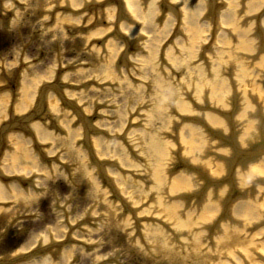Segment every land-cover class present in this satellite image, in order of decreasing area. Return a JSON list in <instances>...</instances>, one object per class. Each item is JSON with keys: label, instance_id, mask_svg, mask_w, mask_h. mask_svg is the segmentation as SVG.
I'll return each mask as SVG.
<instances>
[{"label": "rangeland", "instance_id": "1", "mask_svg": "<svg viewBox=\"0 0 264 264\" xmlns=\"http://www.w3.org/2000/svg\"><path fill=\"white\" fill-rule=\"evenodd\" d=\"M199 1L202 0L189 1L187 13L181 6L177 7L178 14L169 10L161 11V6H158L160 0L157 1L160 10L153 20L154 26L163 28L168 20H173V25L171 31L163 34L162 38L159 34L156 42H153L150 33L145 32L124 41L120 37L123 33L118 32V29L116 32V26L99 37L85 39L88 32L104 25L103 18L98 16L101 9L88 12L81 7L79 15L81 13L85 17L77 26L53 25L54 16L64 15L59 8L65 7L64 3L57 5L53 2L47 4V0H20L5 11H0V79L5 86L2 92L9 96L4 111L6 117L0 121V128L10 120L9 108L20 97L23 78L35 84L37 77L47 75L51 70L57 72L63 69L65 73L58 79V83L63 86L62 97L76 106L75 110L65 106L55 93L56 88L50 87L44 93L40 91L44 83L55 84V76L38 84L33 102L25 114L36 113L40 121L37 122L51 133L52 140L43 144L42 150L52 149L51 156L57 158L59 164L52 166V172L47 170L48 177L44 176L34 189L33 197L19 204L10 202L9 206L2 207L8 209V215L0 221V233L7 229L20 230L21 233L9 236L7 240L0 238V257L16 256L13 253L34 234L55 226L65 227L69 221L64 218V213H68V216L81 214V219H85L94 210L97 212L94 218H99V222L92 223L98 228L81 227L86 232L96 230L94 233L87 232L88 241L99 248L91 252L83 249L74 251L68 260L69 264H96L103 257L115 264H232L215 239L221 234L224 224L242 228L238 221L225 220L226 216L222 213L223 203L230 196V187L233 185L225 178L228 166L241 173L242 177L247 172V163H254L255 158L264 162V107L257 95L251 92L253 87L264 90V62L259 65V61L264 60V8L256 14L245 16L243 3L247 0H237L238 5L233 9L234 22L228 25L218 19L213 24L211 8H206L197 17L196 26L200 32L191 38L190 32H187V14ZM139 2L142 8L145 7L144 0ZM228 2L216 0V3L222 4L219 13L232 9ZM88 16L91 18L85 22ZM118 21L128 24L124 18ZM131 25L138 28L136 24ZM240 36L252 42V52L237 49ZM151 41L154 47L150 45ZM110 42L115 45L116 53L112 51ZM70 66H75V70L67 72ZM15 70H18L17 78ZM240 73L243 75L242 81L238 77ZM6 74H9V79H15L14 87L11 88ZM66 75L67 79L64 80ZM219 85L223 86L224 98L223 103L216 104L213 95ZM66 92L72 93V96L68 98ZM49 94L57 101L52 110L48 106ZM182 103H186L193 112L180 114L179 105ZM246 104L250 107L244 111ZM222 105L225 108H221ZM215 110L232 112V116L226 119ZM204 112H210L225 122V129H217L221 137H213L202 123L182 119L185 116L200 118ZM241 113L243 115L239 117ZM186 125L198 127L207 141L199 155L200 160H209L211 165L221 163L225 171L215 179L220 182L215 185L201 179L197 172L179 170L178 173L192 175L198 185L188 192L170 195L166 186L176 174L172 175L169 171L175 165H180L179 162H189L181 155L183 145L180 138L184 137ZM74 130L80 136L70 135L64 145L61 139ZM19 134L23 139H31L23 133ZM230 138L234 139V145ZM240 138L244 142L243 146L239 142ZM94 139H98L97 147L93 144ZM85 141L87 145H84ZM167 143L171 148H167L164 157L158 159L154 155L153 145L159 144L165 149ZM29 147L35 154L32 142ZM221 150L227 152L220 153ZM2 151L0 160L5 152H12L10 146L2 148ZM78 151L82 157L76 155ZM237 152L242 154H238L234 160L233 155ZM89 154L95 157L97 164L90 160ZM79 166L91 170L92 178L98 182L99 199L94 196L95 184L79 179ZM156 174H160L163 179L159 189L153 188ZM103 176L111 180L121 200L102 182ZM116 179L122 181L118 186ZM232 180L237 187L239 176H233ZM256 180H247L243 189L250 199L254 196L260 199L264 194V185L256 183ZM257 187L261 188L260 192ZM122 190L130 194V201H125L127 198L123 197ZM234 192L236 190L231 192V197L236 196ZM158 200L164 205L178 202L181 207L177 214L182 220L184 215H188L195 221L201 207L207 205H214L219 211L208 224L196 221L188 230L174 231L171 223L162 221L160 224L162 216L154 217L160 214ZM238 201L235 197L231 205ZM132 202L138 203L133 207ZM102 204H106L111 213L100 207ZM125 206L132 211L125 210ZM147 209L148 214L137 216L138 212ZM122 217L128 218L130 225L116 229L115 223ZM145 218L156 221L146 222L143 220ZM136 221L138 227L135 226ZM141 225H156L163 231L164 239L173 249L169 257L148 254L152 248L145 245L139 233ZM263 226L262 217L243 232L248 236ZM263 240L264 234L256 242ZM55 241L58 239L51 242ZM51 242L48 241L45 246ZM33 248L39 249L41 246L35 244ZM249 254L262 262L252 250H249ZM205 255L210 256V259L202 260ZM96 256L100 257L96 260ZM20 263L22 261L14 264Z\"/></svg>", "mask_w": 264, "mask_h": 264}, {"label": "bare ground", "instance_id": "2", "mask_svg": "<svg viewBox=\"0 0 264 264\" xmlns=\"http://www.w3.org/2000/svg\"><path fill=\"white\" fill-rule=\"evenodd\" d=\"M20 0H0V11L8 9L12 6V3H18ZM99 1L102 0H47V4L50 2H53L57 5L66 4L65 7L60 6L59 8L62 10L64 15L62 16H54V23L53 25H60V26H66V25H73L77 26L80 25L81 22L84 21V14L79 15L78 10L83 7V10L90 11L94 8L96 4H98ZM116 4L115 7L112 6H105L104 9H101L102 11L99 12L100 15L103 18L102 27H96L95 29L91 30L90 32L85 35V39H92L99 37L103 34H106L109 32L111 27L116 28V32L118 29V32L123 33L122 37L126 40L132 39L136 35L142 34V32L150 33L152 35L153 42L158 41V35H161V38L163 34H168L171 31V27L173 25V20H168L164 27L166 28H157L153 24V20L156 18L158 14V8H157V1L159 0H148L146 1L145 7H141V3L139 0H115ZM189 1L191 0H160V3L158 6H161V11L165 10V5L168 4V6L171 8V10L175 9V6L182 7V10H186L184 13H187L189 9ZM229 7L232 9L223 10V12L219 13V15L222 16L221 19H218L222 24L228 25L232 24L234 22V8L237 7L238 4L237 0H227ZM180 4V5H179ZM43 5V4H42ZM212 5V0H202L193 5V10L187 14V32H190V36L195 37L200 32V29L198 26H196L197 17L201 15V13L207 8ZM93 7V8H92ZM262 8H264V0H247L243 3V15L249 16L258 13ZM94 10H98V8H94ZM120 16H123V18H126L125 21L128 24L125 23H118ZM90 16H88L85 22H88L90 20ZM115 20V22H114ZM134 20V21H133ZM139 23H137V22ZM97 23V21L95 22ZM168 23V24H167ZM131 24H136L138 28L132 26ZM219 24V22H218ZM164 29L166 30L163 31ZM162 33V34H161ZM243 33H246L243 31ZM240 41L238 43L237 49L241 52H252L253 48L251 46V41L247 39L244 36H240ZM124 40V41H125ZM153 42H150V45H153ZM128 44V42H126ZM110 46L113 47L112 51L116 53L115 45L110 42ZM154 47V45H153ZM264 62L263 59L259 61V65H262ZM258 68V65L256 66ZM75 70V69H74ZM63 73V72H62ZM59 74V71H58ZM56 71H49L47 75H42L40 77H37V82L34 84H30L27 82L26 78H23L21 81L22 87H21V94L19 99L13 104L12 106V118H15L20 116L24 117L26 111L30 108L33 98L35 96L37 86L42 80H51L54 76L59 77ZM241 78V81L243 80V75L240 73L238 76ZM64 80L67 79V75L63 77ZM28 83V84H27ZM42 83V82H41ZM222 87L219 85L217 88L218 90L215 91L216 94L214 96V101L216 104H219L222 102V99L224 98ZM32 89V90H31ZM41 90V89H40ZM257 95L258 99L262 102V105L264 107V90L259 89V87H253L252 91ZM66 94L70 98L72 96V93L66 92ZM214 94V93H213ZM49 108L55 109V106L57 104V101L53 98V95L49 94ZM9 100V96L7 93H0V121L2 119H5L6 115L4 113L5 108L7 106ZM39 97V101H40ZM223 103V102H222ZM41 103H39L40 105ZM180 106L179 113L180 114H188L190 112H193L190 107L186 103H182ZM221 108H225L224 105L220 106ZM250 106L246 104L245 110H247ZM243 113L239 115L241 117ZM27 115H25L26 117ZM200 119L205 122L207 126H209L213 130H219V129H225V122L219 118L218 116L210 113V112H204L200 114ZM13 120V119H12ZM11 121V120H10ZM14 123V121H12ZM13 123V124H14ZM263 125V122H262ZM32 128L35 132V140L37 143L43 145L47 143L48 141L52 140L51 133H48L46 130H44L38 123H34L32 125ZM78 130V129H77ZM184 131V137L180 138V142L182 143V156L185 157L189 162V165H193L195 168L196 166L200 168V172H198L201 179L205 180L208 184H211V182H217V178H219L225 171V168L221 163H215L211 165V162L209 160L201 161L199 158L200 153L202 152L205 144V139L202 136V133L200 129L196 126H188L186 125L183 129ZM80 136L78 131H71L70 134L67 135L66 138L61 139L62 142H64V145L68 142L67 139L69 136ZM7 142L10 146V149L12 150L11 153L5 152L3 158L0 160V173L3 175H13V176H19V177H28L30 176L32 180L30 181V188L27 191H23L19 188L17 183H11L9 185H4L0 182V203H20V201H27L31 197H33L35 194L32 189L35 187H38L40 184L42 178L48 177V171L52 172L53 168L49 167L47 168L45 165H41L39 161L37 160V156L32 153L29 144L32 142L31 140L23 139V137L20 134H8ZM229 139V138H228ZM233 138H230V142L233 144ZM3 142V135L0 133V148L2 146ZM239 142L241 146H243L244 142H241V138L239 139ZM93 144L95 147L99 145L98 139H94ZM209 144V143H208ZM44 146V145H43ZM45 148V147H44ZM154 148V155L156 157L162 158L164 157L167 148H171L170 145L167 143L165 146V149L162 148L159 144L153 145ZM45 154L47 156H50L53 154L52 149L44 150ZM220 153H225L227 150H221ZM242 152H237V154L233 155V159H237V157ZM246 154V153H245ZM76 155L82 157L81 153L78 151ZM244 155V154H243ZM69 157H71L69 155ZM236 163V162H234ZM229 168V166H228ZM247 172L245 175L241 177V173L239 174L236 170L233 171V169H228V172H226V179H232L233 176H239L240 182L237 183V187L235 186L236 182H231L235 186V188L232 185V188L230 187V191L238 194L244 193V187L247 184V180L251 178L255 179H264V163L262 161H258L256 163L247 164L245 166ZM78 171L80 174V180L81 181H87L91 183L92 185L95 184V198H100L99 196V189H98V182L92 178L91 176V170L88 169H82L81 166L78 167ZM48 170V171H47ZM235 172V173H234ZM96 181V183L94 182ZM118 181L117 186L121 184L120 179H116ZM155 181V182H154ZM154 186L153 188L159 189L161 185V179L160 174H156L154 177ZM235 181V180H234ZM230 182V183H231ZM197 182L192 178V175H186L183 173H178L175 176L171 177L168 181V185L166 186V191L168 194H178L183 192H188L192 188L197 187ZM120 188V187H119ZM226 190V188H224ZM260 187H257V190L260 192ZM115 190V188H114ZM224 190V191H225ZM116 191V190H115ZM222 191V192H224ZM231 192L230 196L225 199L224 203V213H230L231 217L238 223H240V226L242 228H237L235 226H231L228 224L222 225V230L220 231L221 234L216 237L215 241L217 244H220L221 250L225 251L226 257L230 259V262L232 264H264V240L261 242H256L257 239L264 234V226L259 228L256 232H254L251 235L246 236L243 230L251 225L253 222L258 221L262 217L264 218V194L260 197V199H257L256 196L253 197V199H250L249 197L246 198V200H239L235 204L231 205L229 199L231 198ZM233 193V194H234ZM104 193H102L103 195ZM121 194V193H120ZM246 194V193H245ZM122 195L124 198H127L125 201H130L131 197L130 194H128L126 191L122 190ZM123 204L125 205V202L122 200ZM133 207L136 206L138 202H132ZM158 205L160 207V214L155 215V218H158L159 216H162L163 222L171 223V227L174 231L178 230H188L194 225L195 223H199L202 221V224H208L213 219H215L219 209L215 207L214 205L211 206H203L201 207L198 217L195 219V221L191 220L188 215H184V220H182L178 214L177 211L181 207V205L178 202H173L170 205H164L160 200H158ZM10 204H8L9 206ZM229 205V206H228ZM103 209L106 212H109V208L106 204H102ZM97 212L96 211H90L91 217L94 216ZM149 210L138 212L137 216H141L143 214H148ZM87 214V212H86ZM8 215V209L2 208L0 205V221ZM80 215H73L68 216V213H65L64 218L67 219L70 223L76 222L81 218ZM218 219V218H217ZM197 221V222H196ZM216 221V220H215ZM130 223L128 218H123L119 222L115 223L116 229H123L125 227H129ZM216 225L213 224L212 228ZM96 230H87L88 233H94ZM66 233V227L62 226H55L53 228H50L46 231H43L42 233L34 234L32 238L23 246H21L18 250L13 253V255L20 256L22 255L23 258L26 257V252L28 250H31L35 244H38L39 246L43 247L48 241L51 242L53 239L61 238ZM78 233V232H77ZM140 235L142 239L145 242V245L152 248V251H148V254H154L159 255L167 258L170 254H172L173 249L169 245V243L164 239V233L163 231L158 228L156 225H141ZM82 237L81 235L72 233L71 237ZM83 242H86L85 240H82ZM194 244V239H193ZM77 249V248H75ZM75 249L69 248H63L59 252H54L57 254V257H54L53 259L51 256H43L37 259L27 260L20 264H68V260L72 256V253L75 251ZM249 250H252V252L257 255V258L261 259L262 262H259L258 260L254 259L250 254ZM54 256V255H53ZM97 257V256H96ZM100 257V256H99ZM97 257L96 260L99 258ZM22 258V259H23ZM204 258L210 259V256L205 255L201 259ZM6 261H1L0 264H3ZM13 264V262L8 263Z\"/></svg>", "mask_w": 264, "mask_h": 264}, {"label": "flooded vegetation", "instance_id": "3", "mask_svg": "<svg viewBox=\"0 0 264 264\" xmlns=\"http://www.w3.org/2000/svg\"><path fill=\"white\" fill-rule=\"evenodd\" d=\"M1 75L3 76L2 71H1ZM6 77L9 79V77H10L9 74H6ZM14 82H15V79L13 77L9 79V83L11 85V88H12V86L14 87ZM3 86H4V81L2 79H0V87H3ZM17 179L21 185L26 186L30 180V176H28V177H17ZM18 231L19 232L2 230L0 233V235H1L0 238L2 237L3 239L7 240L9 238V236L19 235L21 233V231L20 230H18ZM0 260H3V258L0 257Z\"/></svg>", "mask_w": 264, "mask_h": 264}, {"label": "water", "instance_id": "4", "mask_svg": "<svg viewBox=\"0 0 264 264\" xmlns=\"http://www.w3.org/2000/svg\"><path fill=\"white\" fill-rule=\"evenodd\" d=\"M67 105L72 107L73 104L72 103H67ZM189 169L192 170L193 168L192 167L191 168L189 167Z\"/></svg>", "mask_w": 264, "mask_h": 264}]
</instances>
